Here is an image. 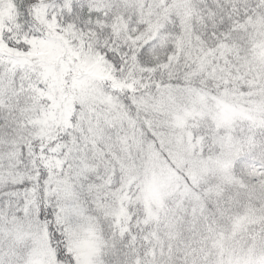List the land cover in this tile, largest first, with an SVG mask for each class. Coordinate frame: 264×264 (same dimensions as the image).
Returning a JSON list of instances; mask_svg holds the SVG:
<instances>
[{"label":"snow or ice","instance_id":"6c2138e0","mask_svg":"<svg viewBox=\"0 0 264 264\" xmlns=\"http://www.w3.org/2000/svg\"><path fill=\"white\" fill-rule=\"evenodd\" d=\"M252 89L264 0H0V264H264Z\"/></svg>","mask_w":264,"mask_h":264},{"label":"trees","instance_id":"16d2710c","mask_svg":"<svg viewBox=\"0 0 264 264\" xmlns=\"http://www.w3.org/2000/svg\"><path fill=\"white\" fill-rule=\"evenodd\" d=\"M253 38H255V34H253ZM251 91L252 99L248 102L247 107L238 109H247L252 111L251 115L255 120L254 123L245 121V126L252 130V134L245 135L242 139H237L236 145L240 155L253 153L255 161L260 164H264V135H256L257 127L260 130H264V92H257L255 89H252ZM234 157L235 153H233V158ZM224 183L229 186L238 185L240 184V180L229 175L224 180ZM244 195L247 197V212L249 215L253 214V220L259 222L264 219V182L254 186L250 185L244 190ZM257 203L259 204V208L256 207ZM242 244L243 241L237 243L233 247L239 249ZM225 250L229 251L230 249L226 246ZM208 253L214 254L215 249L209 248ZM211 264H214V262H211Z\"/></svg>","mask_w":264,"mask_h":264},{"label":"rangeland","instance_id":"374dc122","mask_svg":"<svg viewBox=\"0 0 264 264\" xmlns=\"http://www.w3.org/2000/svg\"><path fill=\"white\" fill-rule=\"evenodd\" d=\"M251 110H247V109H237L235 112H232V113H229V117L230 118H235V119H238V120H241V121H246V122H249V123H254V119L251 115ZM251 215V216H250ZM250 218L253 219V214H250Z\"/></svg>","mask_w":264,"mask_h":264}]
</instances>
